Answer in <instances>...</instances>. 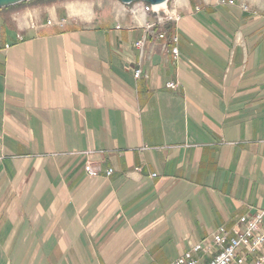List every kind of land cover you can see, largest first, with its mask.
I'll return each mask as SVG.
<instances>
[{
	"label": "crops",
	"instance_id": "0c3cea01",
	"mask_svg": "<svg viewBox=\"0 0 264 264\" xmlns=\"http://www.w3.org/2000/svg\"><path fill=\"white\" fill-rule=\"evenodd\" d=\"M218 1L173 0L177 60L99 0L0 8V264H169L264 209V0Z\"/></svg>",
	"mask_w": 264,
	"mask_h": 264
},
{
	"label": "built area",
	"instance_id": "2783aa9c",
	"mask_svg": "<svg viewBox=\"0 0 264 264\" xmlns=\"http://www.w3.org/2000/svg\"><path fill=\"white\" fill-rule=\"evenodd\" d=\"M167 0L163 7H154L143 1H136L132 13L145 17L142 28L147 34L135 41L134 48L143 53L144 45L149 37L154 34L161 39L167 37L168 29L174 21H178L180 16L175 9L167 7ZM219 3H230L232 0H219ZM242 8H246L243 4ZM147 16V17H146ZM264 19V17H263ZM174 44L171 47L173 59L177 60L179 50H177V36L171 35ZM5 47H8L6 44ZM141 68L133 71L134 79L141 75ZM166 88L175 89L178 82L170 80L166 83ZM88 153V151H86ZM85 172L90 177H95L99 173V168L94 166L89 159L84 163ZM112 170L106 171L111 174ZM264 209L258 210L253 215L244 214L240 216L236 223L230 228L218 227L209 238L192 245L188 251L180 254L169 264H264Z\"/></svg>",
	"mask_w": 264,
	"mask_h": 264
},
{
	"label": "rangeland",
	"instance_id": "374dc122",
	"mask_svg": "<svg viewBox=\"0 0 264 264\" xmlns=\"http://www.w3.org/2000/svg\"><path fill=\"white\" fill-rule=\"evenodd\" d=\"M53 1H55V0H24L22 2L12 4V5L8 6V8H10V7H12V8H15V7L19 8V7H23L25 5H28V6H37L38 7V4L42 6L43 4H45V5L46 4H51ZM62 1H64V0H62ZM99 1L101 3V6H104L103 7L104 9L105 8H108L107 10L114 11L117 15L119 13L120 14L119 15L120 17H119L118 20L126 21L128 23L130 22V23H132L133 26H137V27H141L142 28V26L144 24L142 22H143V20H144L145 17H143L142 15L139 16V14L135 15V14L132 13V8H133V6H134V4H135L136 1L135 2H131V3H124V4L121 3L119 0H99ZM244 6H246V5H244ZM167 7L170 8V9H175V11L180 16L179 20L178 21H174V23H172L170 25V27L168 29L167 37L165 36V38L161 39L159 37L158 38L155 37L154 34H152V36L149 37V38H154L155 40H162V41L166 42L167 40H170L171 41V38H172L171 35L177 36V34H176V27H177V25H178V23H179V21L181 19V14H180L178 8H176L175 4L173 3V0H169L167 2ZM248 8L249 7L246 6L245 9L247 10ZM146 34L147 33L146 32L144 33V29L142 28V32H141L140 38L144 37ZM177 38H178V36H177ZM0 43H1V41H0ZM144 47H145V45H144ZM143 55H144V49H143V53L140 54V56L142 57ZM155 259H156V261H159L160 262V260H162L163 257H161V256L159 258L155 257ZM131 261L125 259V260H121V263H117V264H130ZM139 263H141V264H158L155 261H152L151 258L146 257V256L143 257V258H141V259H139ZM75 264H100V263L98 261L89 260V261H85L84 263H82V262L81 263H76L75 262ZM102 264H103V262H102Z\"/></svg>",
	"mask_w": 264,
	"mask_h": 264
},
{
	"label": "water",
	"instance_id": "95a60500",
	"mask_svg": "<svg viewBox=\"0 0 264 264\" xmlns=\"http://www.w3.org/2000/svg\"><path fill=\"white\" fill-rule=\"evenodd\" d=\"M24 0H0V8L1 7H8L12 4H15V3H19V2H22ZM121 3H131V2H135V1H138V0H119ZM139 1H143V2H146L150 5L152 4H160V3H165L167 0H139Z\"/></svg>",
	"mask_w": 264,
	"mask_h": 264
},
{
	"label": "bare ground",
	"instance_id": "6f19581e",
	"mask_svg": "<svg viewBox=\"0 0 264 264\" xmlns=\"http://www.w3.org/2000/svg\"><path fill=\"white\" fill-rule=\"evenodd\" d=\"M165 3H160V4H154V7H163Z\"/></svg>",
	"mask_w": 264,
	"mask_h": 264
}]
</instances>
